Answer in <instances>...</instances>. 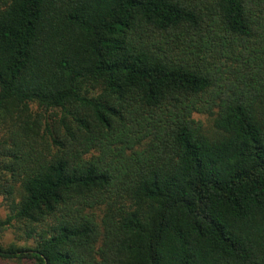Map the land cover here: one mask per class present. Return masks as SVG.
I'll return each mask as SVG.
<instances>
[{
    "label": "trees",
    "instance_id": "obj_1",
    "mask_svg": "<svg viewBox=\"0 0 264 264\" xmlns=\"http://www.w3.org/2000/svg\"><path fill=\"white\" fill-rule=\"evenodd\" d=\"M0 197L3 258L264 264V0H0Z\"/></svg>",
    "mask_w": 264,
    "mask_h": 264
},
{
    "label": "rangeland",
    "instance_id": "obj_2",
    "mask_svg": "<svg viewBox=\"0 0 264 264\" xmlns=\"http://www.w3.org/2000/svg\"><path fill=\"white\" fill-rule=\"evenodd\" d=\"M40 112L41 109L37 106H33L32 112ZM51 115H53L51 113ZM57 114H54V117ZM195 119L199 120L203 125L204 133L208 137H217L220 135V131H218L214 126V116L208 114V113H195L194 115ZM56 119V118H55ZM7 205L5 204L2 197H0V218L5 219L9 213V210L7 209ZM102 211V210H101ZM101 211L98 209V214L101 216ZM18 225L15 224L13 226H6L1 227L0 226V245L3 247H9L11 244H16L19 246H28L33 247L35 246V241L32 240H25L22 235L23 232L18 229ZM0 264H31L28 261H19L18 259H9V258H3L0 256Z\"/></svg>",
    "mask_w": 264,
    "mask_h": 264
}]
</instances>
